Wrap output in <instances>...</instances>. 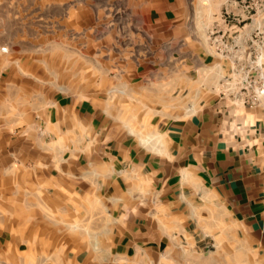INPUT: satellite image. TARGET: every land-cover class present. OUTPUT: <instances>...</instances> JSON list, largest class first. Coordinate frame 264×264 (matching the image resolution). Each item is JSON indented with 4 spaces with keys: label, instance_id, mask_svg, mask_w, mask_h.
<instances>
[{
    "label": "crops",
    "instance_id": "0c3cea01",
    "mask_svg": "<svg viewBox=\"0 0 264 264\" xmlns=\"http://www.w3.org/2000/svg\"><path fill=\"white\" fill-rule=\"evenodd\" d=\"M148 11V45L107 69L98 38L70 70L37 38L0 50V264H264V95L247 82L264 0Z\"/></svg>",
    "mask_w": 264,
    "mask_h": 264
},
{
    "label": "rangeland",
    "instance_id": "374dc122",
    "mask_svg": "<svg viewBox=\"0 0 264 264\" xmlns=\"http://www.w3.org/2000/svg\"><path fill=\"white\" fill-rule=\"evenodd\" d=\"M156 1L158 0H0V45H9L11 40L37 38L39 52L47 53L51 49L55 56L54 66H65L70 70L77 61L71 57L72 54L79 51L89 54L94 50L95 38H98L102 40L103 67L107 69L111 66L110 54L118 48L128 49L132 55H137L143 44L148 45L151 38L148 31V8ZM212 1L198 0L201 4ZM232 11L229 14L232 15ZM250 13L252 12H246L245 16ZM241 17L242 15L240 19ZM232 22L237 24L232 28L236 30H227L225 36L231 34L230 38H243L247 27L242 28V20ZM199 30L203 33L202 39L208 41L213 40V33L214 36L223 35V27L217 25L215 28H208L207 21L202 19ZM257 32L259 38H264V26L261 29L258 27ZM63 38H66L65 42ZM79 39L82 43H79ZM216 43L219 47L225 46L222 39H218ZM258 44L263 45L262 42ZM229 46L230 44L226 46L227 50ZM43 60L45 59L40 61L46 66V60ZM94 61L93 58L81 59L82 65L87 68L86 78L93 76L90 74L93 68L90 67Z\"/></svg>",
    "mask_w": 264,
    "mask_h": 264
},
{
    "label": "built area",
    "instance_id": "2783aa9c",
    "mask_svg": "<svg viewBox=\"0 0 264 264\" xmlns=\"http://www.w3.org/2000/svg\"><path fill=\"white\" fill-rule=\"evenodd\" d=\"M0 50L3 52L8 51L7 45H2ZM260 70L258 71V75L253 78H248V85L251 86L254 90L253 95L251 96V103H255L260 96L264 95V71L262 70L261 64H259Z\"/></svg>",
    "mask_w": 264,
    "mask_h": 264
}]
</instances>
